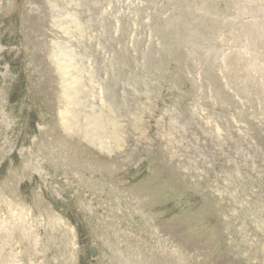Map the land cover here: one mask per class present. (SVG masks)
<instances>
[{
	"label": "rangeland",
	"instance_id": "374dc122",
	"mask_svg": "<svg viewBox=\"0 0 264 264\" xmlns=\"http://www.w3.org/2000/svg\"><path fill=\"white\" fill-rule=\"evenodd\" d=\"M0 264H264V0H0Z\"/></svg>",
	"mask_w": 264,
	"mask_h": 264
},
{
	"label": "bare ground",
	"instance_id": "6f19581e",
	"mask_svg": "<svg viewBox=\"0 0 264 264\" xmlns=\"http://www.w3.org/2000/svg\"><path fill=\"white\" fill-rule=\"evenodd\" d=\"M98 118L92 119L90 126H92L93 128L95 127V129H101L100 123L97 122ZM90 122V119H89ZM102 124V123H101ZM105 129V128H104ZM102 130V129H101ZM103 131V130H102ZM105 135V132H103V136ZM107 136V134L105 135ZM4 255V254H3ZM24 261V260H23Z\"/></svg>",
	"mask_w": 264,
	"mask_h": 264
},
{
	"label": "water",
	"instance_id": "95a60500",
	"mask_svg": "<svg viewBox=\"0 0 264 264\" xmlns=\"http://www.w3.org/2000/svg\"><path fill=\"white\" fill-rule=\"evenodd\" d=\"M95 255H96V251H95V249L93 248L92 251H91V256H92V258L95 257Z\"/></svg>",
	"mask_w": 264,
	"mask_h": 264
}]
</instances>
